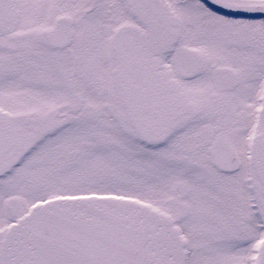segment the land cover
I'll list each match as a JSON object with an SVG mask.
<instances>
[{
	"label": "snow or ice",
	"instance_id": "obj_1",
	"mask_svg": "<svg viewBox=\"0 0 264 264\" xmlns=\"http://www.w3.org/2000/svg\"><path fill=\"white\" fill-rule=\"evenodd\" d=\"M0 264H264V0H0Z\"/></svg>",
	"mask_w": 264,
	"mask_h": 264
}]
</instances>
